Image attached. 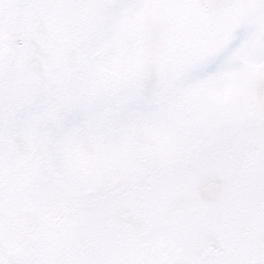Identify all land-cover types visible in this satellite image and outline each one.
<instances>
[{
	"label": "rangeland",
	"instance_id": "374dc122",
	"mask_svg": "<svg viewBox=\"0 0 264 264\" xmlns=\"http://www.w3.org/2000/svg\"><path fill=\"white\" fill-rule=\"evenodd\" d=\"M0 264H264V0H0Z\"/></svg>",
	"mask_w": 264,
	"mask_h": 264
}]
</instances>
